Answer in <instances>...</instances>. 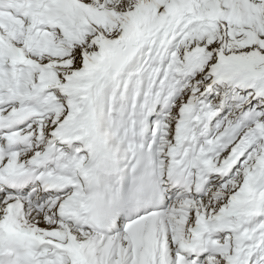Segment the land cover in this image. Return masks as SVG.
<instances>
[{
    "label": "snow or ice",
    "instance_id": "6c2138e0",
    "mask_svg": "<svg viewBox=\"0 0 264 264\" xmlns=\"http://www.w3.org/2000/svg\"><path fill=\"white\" fill-rule=\"evenodd\" d=\"M0 264H264V0H0Z\"/></svg>",
    "mask_w": 264,
    "mask_h": 264
}]
</instances>
